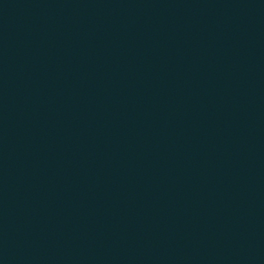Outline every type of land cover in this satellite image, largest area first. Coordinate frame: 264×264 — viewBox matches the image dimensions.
<instances>
[{
	"label": "water",
	"instance_id": "1",
	"mask_svg": "<svg viewBox=\"0 0 264 264\" xmlns=\"http://www.w3.org/2000/svg\"><path fill=\"white\" fill-rule=\"evenodd\" d=\"M0 264H264V0H0Z\"/></svg>",
	"mask_w": 264,
	"mask_h": 264
}]
</instances>
